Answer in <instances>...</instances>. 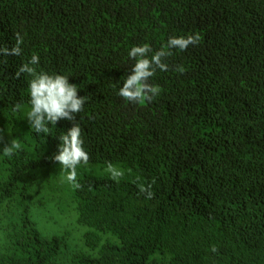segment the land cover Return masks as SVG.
<instances>
[{"label":"trees","instance_id":"1","mask_svg":"<svg viewBox=\"0 0 264 264\" xmlns=\"http://www.w3.org/2000/svg\"><path fill=\"white\" fill-rule=\"evenodd\" d=\"M16 32L22 55L0 56V264H264V0H0V46ZM191 34L199 44L171 49L150 79L159 96H118L133 46ZM33 54L88 97L47 136L25 117L30 78H15ZM73 123L90 164L138 171L151 198L110 178L72 188L52 157ZM13 139L21 148L4 156ZM34 197L38 209L66 203L91 251L71 250L67 229L42 234Z\"/></svg>","mask_w":264,"mask_h":264},{"label":"clouds","instance_id":"2","mask_svg":"<svg viewBox=\"0 0 264 264\" xmlns=\"http://www.w3.org/2000/svg\"><path fill=\"white\" fill-rule=\"evenodd\" d=\"M23 41V36L16 32L15 45L11 48L0 46V56H21ZM200 41L199 34H191L186 37H169L166 45L156 51H153L147 43L133 46L127 53L128 57L134 61L131 73L123 80L117 93L118 96L133 104L153 101L161 94V89L150 83V79L158 70L161 72L169 70L166 60L172 54L170 50L185 51L189 46L198 45ZM0 63H7V61ZM38 64L39 57L33 54L29 60L22 62L18 67L15 78H20L21 74L30 78L27 81L29 100L25 117L33 132L37 135L43 133L47 136L50 131L48 125L54 126L60 120L74 121L75 115L83 111L88 97L78 95V86L69 83L68 76L49 74L43 70L38 71L36 67ZM176 71L182 72L183 69L178 66ZM23 107L22 103H16L13 105V111L20 112ZM81 132L79 123H73L66 133L59 136L58 152L52 157L54 162H58L61 171L66 174V181L74 189L81 187L77 179L78 167L88 165L90 160L89 153L84 149ZM20 148L21 145L13 139L2 151L4 156H12ZM105 171L109 178L115 182H119L125 176V171L111 162L107 163ZM138 187L141 193H146L147 198H151L150 185L145 188L141 183ZM211 250L215 252L216 248L213 246Z\"/></svg>","mask_w":264,"mask_h":264},{"label":"rangeland","instance_id":"3","mask_svg":"<svg viewBox=\"0 0 264 264\" xmlns=\"http://www.w3.org/2000/svg\"><path fill=\"white\" fill-rule=\"evenodd\" d=\"M121 169L125 171V176L121 180L133 182L136 185H139L141 183L145 184V179L143 176L135 170H132L131 168H128L122 163H112ZM105 163L100 164H90L88 165H81L78 167V177H89L93 179H101V178H109V175L105 171L106 168ZM52 170H50V180H53L51 183L50 191H55L54 185L55 180L59 178L60 173L58 172L59 168L58 165H53L51 167ZM63 175L65 177V173L63 172ZM57 193V191H55ZM54 192V193H55ZM63 197V196H61ZM28 203V211L33 212L32 216H36L34 218V221L36 222V225L38 229L41 231L42 234H52L54 232H59L64 229H67L71 232L70 239V249L71 250H79V251H91L90 249L86 248L82 242L83 239H81V233L83 231V226H80L79 224H76L75 218V212L74 214L69 211L70 208L66 203L63 204H56L53 210H47L44 207L43 208H36L41 203L37 201V199L34 197L30 200L26 199L25 201ZM53 205V204H52ZM47 237V236H46Z\"/></svg>","mask_w":264,"mask_h":264}]
</instances>
